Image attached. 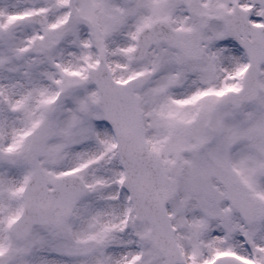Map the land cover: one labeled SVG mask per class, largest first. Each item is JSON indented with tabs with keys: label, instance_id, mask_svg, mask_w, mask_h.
<instances>
[{
	"label": "snow or ice",
	"instance_id": "6c2138e0",
	"mask_svg": "<svg viewBox=\"0 0 264 264\" xmlns=\"http://www.w3.org/2000/svg\"><path fill=\"white\" fill-rule=\"evenodd\" d=\"M0 264H264V0H0Z\"/></svg>",
	"mask_w": 264,
	"mask_h": 264
}]
</instances>
